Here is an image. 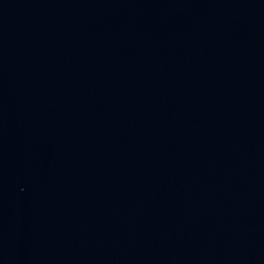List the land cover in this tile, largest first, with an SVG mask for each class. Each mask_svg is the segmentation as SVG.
I'll list each match as a JSON object with an SVG mask.
<instances>
[{"label": "water", "instance_id": "water-1", "mask_svg": "<svg viewBox=\"0 0 264 264\" xmlns=\"http://www.w3.org/2000/svg\"><path fill=\"white\" fill-rule=\"evenodd\" d=\"M0 264H264V0H0Z\"/></svg>", "mask_w": 264, "mask_h": 264}]
</instances>
